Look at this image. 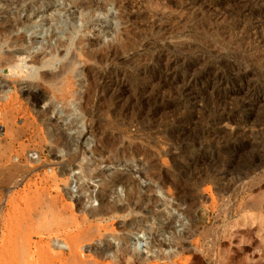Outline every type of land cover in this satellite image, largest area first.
I'll list each match as a JSON object with an SVG mask.
<instances>
[{"label": "rangeland", "instance_id": "obj_1", "mask_svg": "<svg viewBox=\"0 0 264 264\" xmlns=\"http://www.w3.org/2000/svg\"><path fill=\"white\" fill-rule=\"evenodd\" d=\"M93 1L103 6L104 9L92 17L87 30H84V36L93 41L92 49L112 43L111 40L119 44L123 43L125 46L117 57L109 58L104 64H98L92 59L88 61L87 65L90 69L87 65L86 67L89 70L95 68L97 75L105 81V92L100 97L92 92L94 90L92 88L89 100V102L91 101L89 105L92 106L90 113L87 116L82 115L80 110L78 111V107L72 105L74 106L72 115L69 114V117H66L64 121L66 119V122L73 119L80 121L78 122L80 139H77L76 149L82 147L88 149L96 141L105 147L101 156L87 154L88 157H91L89 168L94 173H101L104 178L100 179L99 176L88 180L86 177L77 178V175L82 174L80 169H77L79 162H83L85 159L81 160V156H79L70 163L67 160V150L61 147L62 150L59 153L56 152L59 149H55V138L51 135L48 136V126L55 123L53 122L55 121L54 115L50 116V120L44 119V117H41V120L40 116L35 113L42 103H33L23 93L27 88V81H29L26 76L24 78L23 76L16 77L20 84L16 82L17 91L15 93L12 86H1L2 84H0V204L3 206L0 205V215L3 214L2 216L6 219L9 216L12 217L7 220L0 217V250L4 253L8 247L14 243L17 245L20 241L21 237L17 234L20 235L24 230V225H22L24 224L22 215L24 212L22 210L25 205V196L31 197V200L39 197L40 205L43 204L37 205L35 199L31 202V217L35 227L40 224L38 219L36 221L35 215L43 212V209L46 210V207L50 206L49 210L52 208L53 211L50 213L46 210L45 216L50 222L47 221L49 227L46 225L50 231L52 228L61 226L60 221H63L62 218H58L59 212L57 211L62 207L60 206L62 204L59 203L57 197H62L63 201L71 206L75 213L79 214L80 207L76 201L79 196H82L83 206L89 209L98 206L97 193L108 191L111 196L109 198L108 195L110 202H116L119 199L116 203L121 205L118 210L120 215L117 212L115 216H104L102 223H110L114 229L111 230L112 232L105 229L106 233L100 235L101 239L99 238L97 241L96 239L93 241L84 240L81 247L84 253L95 254V247L100 246L106 252L100 259V261H104L103 264H140V262H132L131 251L127 246L134 241L140 245L141 258L147 257L151 260L149 264H171L170 261L160 259V256L167 250L171 251V262L179 260L181 264H264V138L262 134L257 133V129L261 128L264 123V88H251L247 91V94H251L259 100L255 105L246 107L241 113L235 109L228 113L224 112L225 117L229 116L232 119L227 121L222 118V121L218 119L216 122L218 113L216 117L214 115L217 102L212 100L210 95L208 97L207 94L198 93L200 81H204L203 77H198L196 83L198 86L194 85L195 88L192 87L188 90L185 99L168 97V87L166 86L168 80L159 83L156 77L162 61L153 65V68L149 65L148 69L140 71L137 70V63H135L138 61L136 60L137 55L143 53L142 46H140L143 44V40L152 38L148 26L145 25L154 19V14H157L161 19L165 28L157 35H165V43L167 42L169 45V50L164 49L163 53L179 52L178 49L183 47L181 43L187 42L186 40L203 44L205 42V45H202L203 49L184 50V55L189 60H199L191 68L186 67V69H190L189 71L195 70V74L198 75V71H202V62L210 61L214 53L223 51L221 54L230 55L231 51L227 40L234 33L239 32L237 28L251 25L248 20L249 16L243 17L242 22L232 21L229 26L231 30H219L218 32L214 31L215 29L207 31L200 28V30H196L199 28L193 23L197 20H193L194 16L191 15V12H194V9L196 11V8L192 9L191 5H187V0H168V3L166 0H129L130 2L135 1L133 3L137 2V5L140 3V6L139 8L136 5L133 9H124V13L117 9V5L123 4L122 0ZM202 1L209 0H199V3ZM217 1L223 6L224 0ZM227 1L229 4L231 3V0ZM247 1L239 0L237 7L246 4ZM2 10H4V6L0 3V12ZM61 11L63 27H67L66 23L70 20L68 19L69 15L75 12L76 8L67 4ZM120 14L123 17L128 15L129 21L127 18L119 17ZM251 17L255 19L256 15ZM199 18L206 25V16L199 15L197 19ZM254 19L250 21L252 25L256 24ZM76 24H82L78 17H76ZM47 25L43 26L50 29V26ZM39 29L40 27H37L33 32L31 29H29L31 32L26 31L29 43L26 39L23 46L29 48L30 52L36 50L35 46H39L40 41L45 43L43 33L39 32ZM34 38L39 41L35 45L31 41ZM223 43H226L225 46ZM17 47L7 48L5 46L2 51H11ZM151 52L152 54L157 53L155 49H152ZM254 55L261 59L264 58V43ZM28 58L25 57L23 63L29 64ZM29 65L28 67H30ZM81 65L80 62L76 63L79 72ZM182 69H179L178 79L182 77ZM0 71V78L11 82L13 77L11 78L8 72ZM113 79L117 84L122 81L123 85L116 84V87L114 82L110 81ZM85 85L87 87V81H84ZM84 86L79 90H84ZM160 87L163 89L160 90ZM206 87H210V85L208 84ZM221 87L229 91L228 96L222 103L220 102L221 107H232L233 109L235 103L244 97V93L233 83L223 84ZM40 89L47 97L52 95L50 87L43 85ZM4 90H9V93L15 98L11 95L9 97L8 93L4 95ZM162 90H165V93ZM11 97L14 99L13 101H11ZM51 97L57 103L58 109L68 108L60 100L57 101L58 99H55L53 95ZM220 106L219 108H221ZM27 108L31 109L30 114L23 112ZM214 108L215 111H213ZM237 112L238 114H236ZM57 122L61 123L63 120L59 121L58 119ZM260 125L261 127H259ZM70 126L77 128L72 124ZM71 130L74 132V129ZM252 131L253 133H250ZM145 171L151 176L153 175L151 180L142 174L146 173ZM53 176H56L54 177L56 179ZM64 176L69 177L68 183H60L62 181L60 178ZM43 177L48 178L45 180ZM114 177H121L120 185L110 181ZM161 178H168L163 184V188H159L157 183ZM104 184L106 188L102 187L105 186ZM24 191L26 192L24 193ZM36 195L37 197H35ZM88 195H91V198H88ZM128 195H131L129 202L131 204L124 201L127 200ZM11 196L15 197H13L15 201ZM11 210H14L15 215ZM184 210L195 213L192 224H189L190 222L181 213ZM54 213L56 218H50L49 216H53ZM16 217L23 219L20 220ZM92 218L93 216H90L91 222L95 223L96 216ZM9 222H12L11 225ZM124 222H131L130 226L128 224L119 233L117 230L122 228ZM16 226L20 228L17 230ZM108 227L112 229L110 226ZM5 228L10 234L7 233L9 236H6ZM13 229L14 231H12ZM93 231L95 232V228ZM10 236L11 238L6 239ZM12 240L15 242L12 243ZM8 241L11 242V245L8 244L10 243ZM98 241L100 242L97 243ZM169 241L171 245L169 244L168 247L159 243ZM52 245L57 247L56 249L66 248V244L59 237L52 239ZM146 245L150 248H146ZM119 246L126 248L119 250ZM1 251L0 253H2Z\"/></svg>", "mask_w": 264, "mask_h": 264}, {"label": "bare ground", "instance_id": "obj_2", "mask_svg": "<svg viewBox=\"0 0 264 264\" xmlns=\"http://www.w3.org/2000/svg\"><path fill=\"white\" fill-rule=\"evenodd\" d=\"M121 2L123 3L122 5L116 4L117 9H119V11L121 10V12H123L124 9H127V8L133 9V7H135L137 5V2L133 3L135 1L130 2L129 0H122ZM163 2H161V3H163ZM230 2L231 3L229 4L227 0H224L223 6H221L217 0L202 1L200 3H199V0H187L186 1L187 5L192 6V9L196 8V11L194 9V12L193 11L191 12V15L194 16L193 20H195V19L197 20L195 23H193V25L196 24V27L199 28L196 30H200V28H201V30L206 29L207 31H208V29L209 30L215 29L214 31H217V32L219 30H223V31L231 30V28L229 27V26H231V22L232 21L233 22L241 21L243 17L245 18V16L246 17L249 16L248 20H249V23L251 24V25L249 24L250 25L249 27L248 26H241V28H237V31L239 30V32L234 33V35L232 37H230L229 40L226 39L227 43L229 45V50L231 51L230 55L228 54V56H227L225 53H224L225 55L221 54V52H223V51H221V52L218 51V52L214 53L213 56L211 57L212 59L210 61L207 60V61H205V63L202 62L203 66H201V68H202L201 72L196 70L199 72V75L195 74L196 73V72H194L195 70L193 71L194 72L193 73L192 71H189L190 69L189 70L186 69V67L191 68L192 66H194L196 63L199 62V60L198 59L189 60L184 55V50L190 49V50L195 51V50L203 49L202 45L204 46L205 42L203 44L202 42L197 43L195 41L193 42V41L186 40L187 42L183 41L184 43H181V45H183V47H181V49H178L179 52L178 51L177 52L168 51V53H163L164 49L169 50V47H168L169 45H167V42L165 43V38H166V37L164 38L165 35L164 36L163 35H157L161 31L165 30L163 23L161 22V19L158 18L157 14H154V19L153 20L151 19L152 21H150L148 23L145 22L146 23L145 26H148V31L150 32V36L152 38L151 39L147 38L145 41L143 40V42H142L143 44L140 45V46H142L141 48H142L143 53H141V54L137 53L138 58L136 57L137 58L136 60H138V61L135 62V63H137V66H136L137 70L140 71L142 69H148L150 67L149 65H151V67H152L153 65L158 64V62L162 61V64H161L159 70L157 71L158 74L156 75V77H157V80L159 83L168 80V83L166 85L168 87V91H167L168 97L185 99V94L188 93L187 91L192 89V87H194V85H197L196 83H197L198 77H203L204 81H200L201 85L199 86L200 88L198 90V93L207 94L208 97L210 95L212 100L217 102L216 103L217 107H216V112H215L216 114L214 115L216 117V115L218 113V116H217L218 118L216 119V122L218 119L222 121V118H224V120H227V121L231 120L232 118H230L229 116L228 117L224 116V114L226 112L228 113V112H231L232 110L235 109L241 113L246 107L255 105L259 100L256 99L255 96H252L251 94H247V91L251 88H253V89L264 88V58L261 59L260 57L254 55V54H257V51L260 50L262 44L264 43V0H248L246 4L243 3L244 5L239 6V7H237L239 5V4L237 5V2H239V0H231ZM0 3H2V6H4V10H2L0 12L1 13V20H0V70H3L5 73L8 72V75L11 78L13 77V79L11 80L12 83L5 80V79L0 78V84H2L1 86H12L13 92L15 93L17 91L16 90V87H17L16 82L19 83L18 79H16V77L23 76V78H24V76H26L29 79V81H27V88L23 93L26 94L27 98H29L33 103L34 102L36 104H39L40 102L42 103V106L37 105L38 109L35 111V113L38 114V116H40V118L44 117V119L47 118L49 120L51 118L50 116L52 114L54 115L55 121H53V122H55V123H53V122H52L53 124L51 123L52 124V126H50L51 128L48 126V133H49L48 136L51 135L53 138H55V140H54L55 149H59L56 152L59 153V151L62 150L61 147H63L65 150H67V152H68L67 160L69 162L75 160L79 156H81V160L85 159V161L79 162L77 169L79 168L80 171L82 172V174L77 175V178L81 179V178L86 177V179L88 180L90 178L99 176L100 179H103L104 177H103V175H101V173L100 174L94 173L92 171V169L89 168V166H90L89 165V159H91V157H88L87 154H96L98 156L99 155L101 156V154L104 153L105 147L100 142L96 141L94 143V145L88 149L85 147H82L81 149H76L77 145H75V144L77 142V139L78 138L80 139V137H79L80 125H78V122H80V121L76 120V119L70 120L69 122H66L67 119H66V121H64L65 118L69 117L68 115L72 113V111H73L72 109H74L73 108L74 106L78 107V111L80 110L79 112H81L82 115L87 116L90 113L92 106H90L91 104L89 105V103L91 102V101L89 102V100L91 98L90 93H91L92 88H94V90L92 92H94V94H96V95H99L100 97L103 94V92H105V88H106V87H104L105 81L101 78V76L97 75V71L94 70L95 68L93 70H89L90 67L87 65L88 61L92 59L93 61L97 62L98 64H102V63L104 64V62L106 63V60H108L109 58L114 59L115 57H117L119 55L120 51H122V49L125 46L123 43L119 44L118 42H114L113 40H111L112 41V43L110 42L111 44L110 43L105 44V46L103 45V47L101 46V47H97L96 49H94V48L92 49V44H93L92 42L93 41L89 40L87 37L84 36V34H85L84 30L89 25L92 17L96 13L101 12L100 10L104 9V8H102L103 6L98 5V3L93 1V0H0ZM166 3H168V0H166ZM67 4H70L72 7L76 8V11L69 15L70 18H68V19H70V20L68 21V23H66L67 27H63V19H62L63 16L61 17V12H62L61 10H62V8H64V6L66 7ZM138 4L139 5H137V7L139 8L140 3H138ZM73 15H75V17H73ZM199 15L200 16L201 15L206 16V20H205L206 25L204 22L200 21L201 17L199 19H197L199 17ZM252 15H256L255 19L253 18L254 20H256L255 25H252V23L250 22L251 20H253L251 17ZM126 16L127 17H123L121 14L119 15V17L127 18V20H128L129 16L128 15H126ZM155 16H157V17L155 18ZM162 16H164V15H162ZM76 17L81 19L82 24H80V25L76 24ZM168 18L169 17L167 16V19ZM247 21H246V23H247ZM243 23H245V22H243ZM44 24H48L47 26L48 27L50 26V29H46L45 28L46 26L45 27L43 26ZM223 24H227V25H223ZM207 26H209L210 28ZM37 27H40L39 32L43 33V36L45 38V43H42V41H40V42L37 41L36 38H34L33 40L31 39L32 43L34 42L33 43L34 45L36 42H39L40 45L35 46L36 50L33 52H30L29 48H27L26 46L25 47L23 46V43L26 42V39H27L26 38V31L31 29L33 32V30L34 29L36 30ZM43 27H44V29H43ZM19 29H21L22 31L20 30V32H18ZM118 41H119V39H118ZM27 42H28V39H27ZM223 44L225 46L226 43H223ZM5 46H7V48H9V47L13 48V46H16V47L18 46V47L15 49H12L11 51H4L3 52L2 48L3 47L5 48ZM227 47H224V48H227ZM152 49H155V51H157V53L152 54V52H151ZM223 49H221V50H223ZM25 57H29L28 63L30 65L23 63V60ZM77 62H80L82 64L80 72L78 71L77 66H76ZM28 65L30 67H28ZM86 65L89 67V69L86 67ZM181 68H183L181 70V76L182 77H181V79H178L177 75H178L179 69H181ZM116 74H119V73H116ZM116 74H114V75H116ZM84 81H87V87H86V85L84 86ZM110 81L114 82L115 85L117 84V82L114 79L110 80ZM118 83L122 84V81L118 82ZM231 83H233L234 86H238L239 90L244 93L243 99L240 98L241 100H238L235 103V106L233 109H232V107L226 108L225 106L224 107L220 106L221 105L220 102L222 103V101L229 94V91L227 89L221 87V85L231 84ZM119 84H117V85L119 86ZM208 84L210 85V87H206V86H208ZM43 85H45V87H47V86L50 87V89H51L50 94L52 93L53 97H55V99L56 98L58 99L57 101L60 100V102H63L64 104H66L68 106V108L58 109L56 106L57 103L54 102L53 98L51 97L52 95L50 97H47V95L43 94V92L41 91L40 87ZM117 85H116V87H117ZM82 86H84V88H85L84 90H82L83 92L79 90ZM163 86H164V84H163ZM161 89H163V88L160 87V90ZM162 91H164V93H165V90H162ZM7 93L10 97L11 93H9V90H6V91L4 90V95H7ZM113 95H114V93H113ZM156 96H158L157 93H156ZM12 97H14V96H12ZM12 97H11V101L14 100V99H12ZM262 101H263V99L261 100V103H262ZM72 105H74V106H72ZM214 105H215V103H214ZM219 106L221 108H219ZM217 108H219V109H217ZM213 111H215V108ZM23 112H27L30 114L32 111L30 108H27ZM92 112H93V110H92ZM238 112L236 114H238ZM212 114H213V112H212ZM227 115H229V114H227ZM219 117H221V118H219ZM58 119H59V121L63 120V122L58 123L57 122ZM41 120H42V118H41ZM74 120H75V123H73ZM71 124L77 128L76 129L73 128L72 126H70ZM262 125H263L262 127H261V125L259 126L261 128L257 129L258 130L257 133L262 134V136L264 138V123ZM81 126H82V124H81ZM82 127H81V129H82ZM71 129H74V132H71V131H73ZM45 130H47L46 127H45ZM250 133H253V131ZM46 134H47V131H46ZM74 145H75V147H74ZM115 155H116V153H115ZM8 170H9V167H8ZM145 172L147 174L146 173H142V174L151 180L153 175L151 176L150 174H148L149 170H148V172L147 171H145ZM52 173H51V175H52ZM48 175H50V174H48ZM60 175H62V174H60ZM11 177H12V175H11ZM54 177H56V176H53V178ZM222 177H224V176H222ZM47 178H44V179L46 180ZM61 178H60V180H62V181H60V183L61 182L68 183V180H69L68 176H64L62 179ZM120 178L121 177H114V178H111L110 181L112 183H116V185L117 184L120 185V183H121ZM54 179H56V178H54ZM167 179L161 178V179H159L160 181L158 180L159 182H157V183H158L159 188H163L162 186L167 181ZM219 180H220V178H219ZM32 181L34 183V180H32ZM117 182H119V183H117ZM30 183H32V182H30ZM59 186H56V187H59ZM102 187L106 188V185L102 186ZM23 188H25V187L23 186ZM57 189H59V188H57ZM28 191H31V190H28ZM28 191H27V194H28ZM25 192L26 191H24V193ZM109 193L110 192H108V191L107 192L102 191L101 193H97L96 194L97 199L96 198L95 199L98 200V206L90 207L89 209H86L83 206V204H82L83 199L81 198L82 196L81 197L79 196L76 199V201L80 207L79 208V210H80L79 214L75 213L73 211V209L71 208V206L67 205V203L65 201H63L62 197H60V198L57 197V200L59 201V203L62 204V205H60L62 207H60L59 211H57V212H59L58 215L60 216V217L58 216V218H60V219L62 218L63 221H60V219H59L60 223H62L61 226L60 225L57 226L54 224V226H57V227L55 229L52 228L50 231L46 227V225L49 227V225H48L49 221L45 218V216H46V210H48V212L50 213L53 211V210H51L52 208L50 209L51 210L50 211L48 209L50 206L46 207L47 208V209L45 208L46 210L43 209V212L35 215L36 221L38 219V222L41 224V225L39 224L40 226L36 225L37 227H35L33 222H32L33 221L32 217H31V212H32L31 202H32V200L34 201L35 198L31 200L30 199L31 197L25 196L26 199L25 200L23 199L25 201L24 202L25 205L23 207L24 209L22 210L24 212V214H22L24 217L21 215L24 218V224H22V225H24L23 233H21L22 235L17 234V236L21 237V238H19L20 241H18V239H16V241L19 242L17 245L15 243H14L15 245L14 244L11 245V242H10L11 240H10V241H8V242H10L8 244L11 245V247H8V248L6 247L7 249L4 251V253L0 250L2 252V253H0V264H103L104 261L103 260L100 261V259L104 256V254H106V252H105V250H102L100 248V246L95 247V254L88 253V252L84 253L82 251L83 249H81V247L83 245L84 240L90 239L93 241L96 239V241H97V239L100 238V235H104L106 233L105 229L107 231H110V232L113 231V229H114V227L112 228L113 225L110 223L103 224L102 218L104 216H107V215H114L115 216V214L118 212L121 205H117V203H116L117 201H119V199H117L116 202H110L108 199ZM132 193L134 194V192H132ZM31 196H33V195H31ZM137 196H138V194H137ZM35 197H37V195ZM42 197L46 198V196H42ZM87 197L91 198V195L90 196L88 195ZM110 197L111 196L109 195V198ZM14 198L12 200H14ZM38 199H39V197L37 199H35V200H37V202H36V203H38L37 205H39V206L43 205V204L40 205L41 200L38 201ZM50 200H48V201H50ZM130 200H131V195H128L127 200L125 199L124 201H128V203H129ZM19 201L21 203V200H19ZM42 201H43V199H42ZM11 202H10V204H11ZM129 204H131V203H129ZM33 205H35V203ZM50 205H51V203H50ZM54 207L55 206L53 205V209H54ZM130 207L132 208V206H130ZM7 208H6V210H7ZM17 208H18V206H17ZM20 208H21V206H20ZM146 208H148V207H146ZM36 210H37V208H36ZM40 210H42V209H40ZM77 210H78V208H77ZM11 212H13V214H14V210H11ZM55 212H56V210H55ZM76 212H78V211H76ZM181 213L190 222L189 224H192V222H193L192 219H193V216L195 213L187 211V210H184ZM17 214L19 215V213H17ZM54 214H53V216L50 215L49 217L50 218L54 217L53 219H55L56 214H55V216H54ZM117 214H119V212ZM2 215H0V217ZM37 215L41 219L38 218ZM90 216L91 217L93 216V218L96 216V219H95L96 222L95 223L91 222ZM2 218H4V217L2 216ZM8 218H12V217L9 216ZM16 218H18V217H16ZM4 219H6V217ZM18 219H20V218H18ZM22 219H20V220H22ZM40 220H41V222H40ZM89 220H90V222H89ZM16 222H17V220H16ZM110 222H113V221H110ZM11 223L9 222L10 225H11ZM20 223H19V226H20ZM129 223H131V222H124L122 225V228L117 230V231H119V233H120V230L126 228ZM17 224H18V222H17ZM35 224H37V223H35ZM50 226H51V224H50ZM52 226H53V223H52ZM108 226H110L112 229H109ZM129 226H130V224H129ZM12 227H13V224H12ZM20 227H18V228H20ZM105 227H108V228H105ZM166 227H169V226L166 225ZM9 228L11 229V226H9ZM16 228H17V226H16ZM18 228H17V230H18ZM93 228H95V232L93 231ZM22 229H21V231H22ZM134 229H136V228H134ZM129 230H130V228H129ZM12 231H14V229ZM7 233H8V231L6 229V236H9L10 234L8 233L9 234L8 235ZM11 233H13V232H11ZM16 233H17V231H16ZM54 237H57V238L59 237L66 244V248L56 249L57 247H53L52 239ZM8 238H11V236L7 237L6 239H8ZM12 238H14V236H12ZM102 238H104V237H102ZM14 240H15V238H14ZM13 242H15V241L12 240V243ZM99 242L100 241H98L97 243H99ZM126 242H127V240H126ZM159 243L162 245H165V247L166 246L168 247L169 244L171 245L170 241L166 242V243H162V242H159ZM174 243H175V241H174ZM89 245H90V243H89ZM119 245H120V243H119ZM122 246H119L118 249L120 250L122 248L124 250L126 248V247L123 248ZM127 246L130 248V251H131L132 262H134V263L140 262V264H149L151 262V260L147 257L141 258L142 250L140 248L139 243L134 241L132 244L130 243ZM147 247L150 248L148 245H146V248ZM147 250H149V249H147ZM165 252L166 253H164L163 255L161 254L162 256H160V259H165L168 262L170 261L171 264H181V261H179V260H175V261L171 262L172 256H170V254H171L170 250H167Z\"/></svg>", "mask_w": 264, "mask_h": 264}]
</instances>
